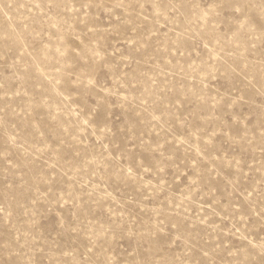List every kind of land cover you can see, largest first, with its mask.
I'll return each mask as SVG.
<instances>
[{
	"label": "rangeland",
	"instance_id": "374dc122",
	"mask_svg": "<svg viewBox=\"0 0 264 264\" xmlns=\"http://www.w3.org/2000/svg\"><path fill=\"white\" fill-rule=\"evenodd\" d=\"M0 264H264V0H0Z\"/></svg>",
	"mask_w": 264,
	"mask_h": 264
}]
</instances>
